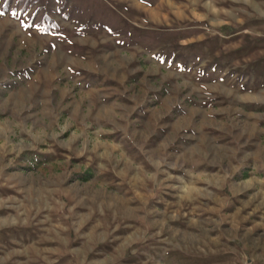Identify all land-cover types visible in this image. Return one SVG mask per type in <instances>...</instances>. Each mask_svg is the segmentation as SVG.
<instances>
[{
    "label": "rangeland",
    "instance_id": "rangeland-1",
    "mask_svg": "<svg viewBox=\"0 0 264 264\" xmlns=\"http://www.w3.org/2000/svg\"><path fill=\"white\" fill-rule=\"evenodd\" d=\"M0 264H264V0H0Z\"/></svg>",
    "mask_w": 264,
    "mask_h": 264
},
{
    "label": "bare ground",
    "instance_id": "bare-ground-1",
    "mask_svg": "<svg viewBox=\"0 0 264 264\" xmlns=\"http://www.w3.org/2000/svg\"><path fill=\"white\" fill-rule=\"evenodd\" d=\"M50 230H52V228H50ZM51 234V233H50Z\"/></svg>",
    "mask_w": 264,
    "mask_h": 264
}]
</instances>
